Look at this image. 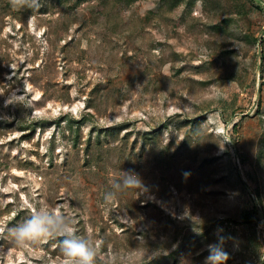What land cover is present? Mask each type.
<instances>
[{
    "label": "rangeland",
    "instance_id": "rangeland-1",
    "mask_svg": "<svg viewBox=\"0 0 264 264\" xmlns=\"http://www.w3.org/2000/svg\"><path fill=\"white\" fill-rule=\"evenodd\" d=\"M62 1L0 0V264H65L8 236L40 207L97 264H264V0Z\"/></svg>",
    "mask_w": 264,
    "mask_h": 264
},
{
    "label": "clouds",
    "instance_id": "clouds-1",
    "mask_svg": "<svg viewBox=\"0 0 264 264\" xmlns=\"http://www.w3.org/2000/svg\"><path fill=\"white\" fill-rule=\"evenodd\" d=\"M14 9L39 7V0H9ZM230 142L227 137L224 143ZM127 190L144 191L142 178L135 172L128 171L112 184V189L105 194V201L110 202L117 193ZM73 221L61 213L59 208L48 209L40 207L20 223L9 229L8 236L19 248L38 245L50 237H61V252L65 264H97V249L93 241L84 235H78L73 227ZM222 243V242H221ZM209 255L205 264H226L228 254L221 245H208Z\"/></svg>",
    "mask_w": 264,
    "mask_h": 264
},
{
    "label": "trees",
    "instance_id": "trees-1",
    "mask_svg": "<svg viewBox=\"0 0 264 264\" xmlns=\"http://www.w3.org/2000/svg\"><path fill=\"white\" fill-rule=\"evenodd\" d=\"M61 5H64V3H66V2H64V1H62V0H57ZM128 4H130V3H132L133 1H135V0H125ZM2 3H3V5H4V9L5 10H7L8 8H10V7H12L11 6V4L10 3H8L7 2V0H2ZM79 3H81V2H79ZM10 5V6H9ZM26 11L28 10V14L30 13V12H33V9H31V8H27L26 7V9H25ZM9 11H11V8L9 9ZM26 13V14H27ZM148 133H150V132H148ZM256 190V193H257V195H258V197H259V188L257 187V188H255ZM260 204V202H257V205H253V207L252 208H250V209H246V210H244L243 212H242V214H241V221H240V223H242V224H244V225H246L248 228H253V227H257L258 225H259V223H260V221L263 219L264 220V214H262L261 213V211L259 210V205Z\"/></svg>",
    "mask_w": 264,
    "mask_h": 264
}]
</instances>
